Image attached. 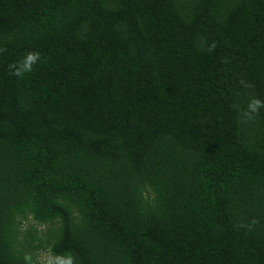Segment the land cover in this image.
<instances>
[{"label":"trees","instance_id":"trees-1","mask_svg":"<svg viewBox=\"0 0 264 264\" xmlns=\"http://www.w3.org/2000/svg\"><path fill=\"white\" fill-rule=\"evenodd\" d=\"M0 264H264V0H0Z\"/></svg>","mask_w":264,"mask_h":264},{"label":"rangeland","instance_id":"rangeland-1","mask_svg":"<svg viewBox=\"0 0 264 264\" xmlns=\"http://www.w3.org/2000/svg\"><path fill=\"white\" fill-rule=\"evenodd\" d=\"M39 257H40V260L41 261L53 262V259L49 256L48 251H42V252H40Z\"/></svg>","mask_w":264,"mask_h":264}]
</instances>
